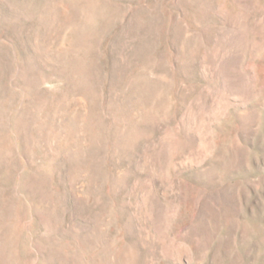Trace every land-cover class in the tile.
<instances>
[{"label":"rangeland","instance_id":"374dc122","mask_svg":"<svg viewBox=\"0 0 264 264\" xmlns=\"http://www.w3.org/2000/svg\"><path fill=\"white\" fill-rule=\"evenodd\" d=\"M0 264H264V0H0Z\"/></svg>","mask_w":264,"mask_h":264}]
</instances>
